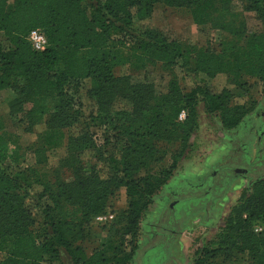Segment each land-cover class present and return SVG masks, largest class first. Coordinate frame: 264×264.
Listing matches in <instances>:
<instances>
[{
  "label": "trees",
  "instance_id": "1",
  "mask_svg": "<svg viewBox=\"0 0 264 264\" xmlns=\"http://www.w3.org/2000/svg\"><path fill=\"white\" fill-rule=\"evenodd\" d=\"M243 3L264 23V0ZM157 4L184 7L196 24L223 30L219 50L144 26ZM231 7L232 0H0V91L15 92L9 118L29 128L46 126L41 147L33 146L36 164L27 167L18 136L0 114V264H66L63 253L71 264H182L173 243L197 212L213 219L216 201L240 177L249 186L216 237L196 250L194 264H264V235L253 228L264 223V120L251 141L235 138L234 152L201 182L182 180L146 244L137 242L142 210L183 155L181 147L168 169L151 172L160 160L158 144L186 145L197 130L201 101L219 115L224 131L255 110L233 90H249L244 75L264 84V30L245 31ZM33 29L45 33L46 50L32 48L27 37ZM153 61L178 66L191 88L173 79L167 93L157 94L146 79L114 74L120 65L144 69ZM222 77L225 86L212 90L206 78L216 83ZM86 79L91 86L84 90ZM93 126L103 129L112 153L99 148ZM62 146L65 156L49 170L45 151ZM85 155L98 156L102 167L85 166ZM122 187L132 198L128 226L118 243L88 254L81 245L86 224L106 212L107 200Z\"/></svg>",
  "mask_w": 264,
  "mask_h": 264
},
{
  "label": "rangeland",
  "instance_id": "2",
  "mask_svg": "<svg viewBox=\"0 0 264 264\" xmlns=\"http://www.w3.org/2000/svg\"><path fill=\"white\" fill-rule=\"evenodd\" d=\"M231 9L233 12L239 13L243 23L239 18L238 20L243 24L241 26L248 33H257L264 30L263 21L255 11L245 9L243 0H232ZM143 24L156 32H160L169 39H175L199 48L203 47L207 49L219 50L221 38L225 34L223 30L215 28L213 24H196L190 11L186 8L165 4L155 5L151 17L143 21ZM129 47H131L130 44H128V50L130 49ZM114 74L115 76H132L135 81L146 79V81L153 83L157 94L167 93L170 81L173 79L180 84L183 90L188 91L191 88L178 66L169 68L157 61L146 65L144 69H136L131 64L126 63L116 67ZM206 79L214 91H220L225 86V79L223 77L216 83H212V80L209 78ZM242 79L247 81L249 90L235 88L233 90L234 94L237 97L242 96V100L247 101L248 104H254L255 110L247 115L237 128L224 131L219 115L209 114L206 111L204 103L201 101L197 106L198 127L192 136H190L188 143L186 142V145L182 143L169 145L166 142L158 144L162 152L160 154V160L150 169L151 172L159 171L160 168L168 169L174 161L175 150H180L181 147L184 148L183 155L172 176L159 187L155 194L154 202L142 210V215L138 219L139 227L137 231V242L140 246L146 244L154 223L162 218L165 206L170 201V193L175 190L182 180H187L191 183L201 182L215 165L222 162L228 155L234 152L233 140L235 138H241L243 140L250 139L251 141V134H254V129L258 126L257 124L263 121L261 113H264V84L258 79L246 75ZM90 86V79L83 81L84 90L90 88ZM14 97L15 92L10 89L0 91V114L6 120L7 130L16 134L19 138V143L25 153L24 166H33L37 161L33 146L41 147L46 126L44 123H38L29 128V124L27 123L23 122L20 124L11 120L9 118L10 102ZM26 108H31V105H27ZM91 130L102 151L107 149V152L110 154L115 150V147H111V145L105 146V133L101 127L93 126ZM254 151L255 147L252 149V153ZM65 154L66 146L46 150V167L49 170L57 168L59 161ZM86 156L83 159L85 166L102 167L103 161L99 160L98 156H91L90 158ZM209 157H211V160L208 164L213 163H211L212 165L210 164L211 167L209 166L207 171L203 163ZM143 174L145 175L146 171ZM234 186H236L235 189L237 192L233 198H237L247 188L248 182L239 178V181L234 182ZM131 202L132 198L128 196L126 188L122 187L116 190L106 202L105 214H112L113 217L111 219L106 222H101L94 216L91 217L86 224V237L81 243L88 254L100 249H108L110 244L115 245V243L119 242L123 228L128 226V221L130 220ZM232 202L233 199L226 202L224 206L223 204L221 205L223 208V213L220 214L222 215L221 217H218V214H216L213 219L206 220V212L199 211L191 219L189 224L184 227L178 237V240L180 239V253L185 255V259L177 256L182 264H194L196 250L216 237L224 226L230 208L235 204ZM199 214L205 216L202 218L208 225L203 224L204 221L201 217L196 218ZM190 226H194L192 227L193 229H187ZM253 228L256 233L264 235L263 224L258 223ZM63 260L66 264H71L70 258L66 253H63ZM232 264L244 263L237 261Z\"/></svg>",
  "mask_w": 264,
  "mask_h": 264
},
{
  "label": "crops",
  "instance_id": "3",
  "mask_svg": "<svg viewBox=\"0 0 264 264\" xmlns=\"http://www.w3.org/2000/svg\"><path fill=\"white\" fill-rule=\"evenodd\" d=\"M210 160H211V157H209V158H207L205 161H204V163H203V165H204V167H205V169L208 171V167L210 166L211 167V163H213V162H211L210 164H208L209 162H210ZM240 179L241 180H243V181H247L248 182V186H249V180L248 179H246V178H242V177H240ZM237 181H239V178H236L235 179V181L234 182H237ZM234 182H233V185H232V187H231V189L228 191V192H226L225 193V195L223 196V198H221V199H219V200H217L216 201V209H217V213L216 214H218V217H221L222 215H220V214H222L223 213V208H222V204H223V206H224V204L226 203V202H228V201H230L231 199H233V202L232 203H237V201H238V199H239V195H238V197L237 198H233L234 197V194L237 192L236 191V189H235V187L236 186H234ZM247 186V187H248ZM243 192V191H242ZM234 205V204H233ZM198 217H205V216H203V215H201V214H199V216H197L196 218H198ZM201 218H199V219H201ZM202 220H203V218H202ZM195 221V220H194ZM194 221H192V222H194ZM204 222H203V224H205V225H208L207 224V222H205V220H203ZM263 225H264V223H262ZM192 227H194V226H190L189 228H187V229H190V228H192ZM193 229V228H192ZM180 240V239H179ZM178 239L173 243V245H172V247H173V253L176 255V256H178L179 258H181V259H185V255L184 254H181L180 253V241H179Z\"/></svg>",
  "mask_w": 264,
  "mask_h": 264
},
{
  "label": "built area",
  "instance_id": "4",
  "mask_svg": "<svg viewBox=\"0 0 264 264\" xmlns=\"http://www.w3.org/2000/svg\"><path fill=\"white\" fill-rule=\"evenodd\" d=\"M28 41L30 42L32 48L36 51H44L48 47V39L45 33L41 29H33L30 31L28 37ZM186 111L183 110L179 115V120L182 121L186 118ZM113 217L112 214H100L96 217L98 221L106 222Z\"/></svg>",
  "mask_w": 264,
  "mask_h": 264
},
{
  "label": "flooded vegetation",
  "instance_id": "5",
  "mask_svg": "<svg viewBox=\"0 0 264 264\" xmlns=\"http://www.w3.org/2000/svg\"><path fill=\"white\" fill-rule=\"evenodd\" d=\"M261 114H263V112H262ZM261 114H260V115H261ZM263 120H264V117H263Z\"/></svg>",
  "mask_w": 264,
  "mask_h": 264
}]
</instances>
